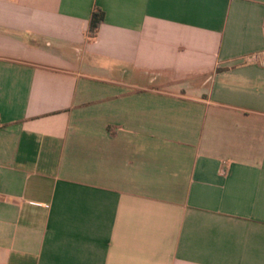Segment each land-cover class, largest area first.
Masks as SVG:
<instances>
[{"label": "crops", "instance_id": "0c3cea01", "mask_svg": "<svg viewBox=\"0 0 264 264\" xmlns=\"http://www.w3.org/2000/svg\"><path fill=\"white\" fill-rule=\"evenodd\" d=\"M262 50L264 0H0V264H264Z\"/></svg>", "mask_w": 264, "mask_h": 264}, {"label": "built area", "instance_id": "2783aa9c", "mask_svg": "<svg viewBox=\"0 0 264 264\" xmlns=\"http://www.w3.org/2000/svg\"><path fill=\"white\" fill-rule=\"evenodd\" d=\"M245 62L264 67V50L248 54L245 57Z\"/></svg>", "mask_w": 264, "mask_h": 264}, {"label": "trees", "instance_id": "16d2710c", "mask_svg": "<svg viewBox=\"0 0 264 264\" xmlns=\"http://www.w3.org/2000/svg\"><path fill=\"white\" fill-rule=\"evenodd\" d=\"M103 16L101 11H96L93 15L92 22H91V35L94 36L97 29L103 22Z\"/></svg>", "mask_w": 264, "mask_h": 264}]
</instances>
